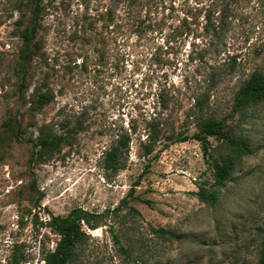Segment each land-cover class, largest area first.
Returning <instances> with one entry per match:
<instances>
[{"label": "rangeland", "instance_id": "1", "mask_svg": "<svg viewBox=\"0 0 264 264\" xmlns=\"http://www.w3.org/2000/svg\"><path fill=\"white\" fill-rule=\"evenodd\" d=\"M24 1L0 0V125L12 115L24 132L0 147V264H14L13 255L18 264H43L58 240L47 223L76 208L96 216L94 229L83 225L74 264H257L264 102L243 114L232 103L253 72L264 74V0H40V52L20 86L16 22ZM108 8L113 21L102 29ZM35 91L53 100L35 110ZM201 114L246 138L250 152L232 154L214 138L209 153L192 138L166 140L169 132L196 133ZM152 121L163 134L146 155ZM43 126L79 131L40 164L30 157ZM123 134L130 144L121 168L105 170V151ZM230 156L231 175L214 187L212 158ZM199 187L218 190L213 205L199 200Z\"/></svg>", "mask_w": 264, "mask_h": 264}, {"label": "trees", "instance_id": "2", "mask_svg": "<svg viewBox=\"0 0 264 264\" xmlns=\"http://www.w3.org/2000/svg\"><path fill=\"white\" fill-rule=\"evenodd\" d=\"M23 8L25 11H23L21 18L16 22L19 37L21 39V46L18 51L16 62L18 72L21 74L20 86L23 85L30 63L40 52V45L36 39L39 25L38 19L41 14L40 0H25ZM26 13H29L28 17H26ZM101 21L103 22L101 28H107L113 21V10L108 8L101 13ZM212 31L215 34H219L216 32V29H212ZM199 59L205 64H209L208 59H204V55H201ZM210 67L212 69V65H210ZM210 79L213 80V76H211ZM32 98V104L35 110H40L53 100L52 95L48 93H36V91L32 95ZM204 99L203 97L196 101L199 110H202ZM263 102L264 74L253 72L234 93L232 111L243 114L246 109ZM194 125L197 128V132L191 136H186L179 132H169L165 138L172 142H184L191 138L195 139L200 142L203 151L207 153H209L208 138L223 140L230 148L232 154L245 155L250 152V145L246 138L235 137L224 129L220 120L211 115H199L195 118ZM162 126L163 125L155 121L148 123L147 141L146 144H143L146 155L152 152L154 144L160 140V136L163 134ZM78 131V126H66L63 133L57 134L50 131L48 126H43L39 129L38 135L33 139V151L30 157L31 162L40 164L48 162L55 154H59L64 147H70L72 145ZM23 134V129L18 120L14 116L9 115L0 125V147L4 144H8L12 140H22ZM129 144L130 137L128 134L118 136L111 143L103 157V167L105 170H118L121 168L124 154L129 150ZM234 164V159L231 156L221 159L220 161L212 158L211 165L213 169L214 187H220L228 180L233 171ZM196 194L201 202L209 205H213L218 198V190L216 188L208 190L204 187H199ZM117 210L118 208L115 209V212ZM94 216L96 215L76 208L71 210L64 217H51L47 225L58 237V240L52 250L43 253V264H74L79 255V245L83 237H85L83 225L87 226L88 229H94L95 227H92L90 223L91 218ZM157 232L166 235L170 239L178 240V236L170 231L160 229ZM113 239L119 244L118 237L114 232ZM119 249L126 258L129 257V252L126 248L119 244ZM258 256L257 264H264V241L260 245ZM13 260L14 264H18L15 255H13Z\"/></svg>", "mask_w": 264, "mask_h": 264}]
</instances>
